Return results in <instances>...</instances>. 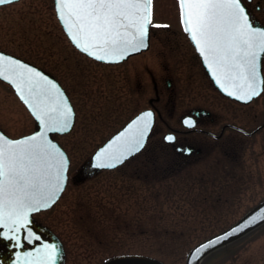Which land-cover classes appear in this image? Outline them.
<instances>
[{
    "label": "rangeland",
    "instance_id": "rangeland-1",
    "mask_svg": "<svg viewBox=\"0 0 264 264\" xmlns=\"http://www.w3.org/2000/svg\"><path fill=\"white\" fill-rule=\"evenodd\" d=\"M250 7L264 26V0H251ZM152 25L167 27L151 26V47L140 54L147 66L145 106L153 97L151 76L164 104L169 106L166 78L171 79L177 104L200 101L204 83L180 47L185 37L179 33L177 0H153ZM0 46L60 81L63 76L74 99L73 129L54 136L70 159L66 187L50 209L33 215L62 242L64 264H106L121 255H140L147 264H184L189 247L264 199V127L250 138L236 137L226 153L223 146L214 147L211 156L204 149L197 161L175 169H166L169 159L162 158L161 169L146 165L138 175L122 168L90 175L86 166L92 151L137 111V104L131 103L121 117L115 112L122 89L117 68L97 66L73 48L57 22L52 0H19L1 7ZM138 59L130 62L137 64ZM240 111V126L247 131L263 124L264 91ZM170 117L175 118L164 114L172 124ZM34 127L12 90L0 81L1 130L17 137ZM228 136L232 142L234 136ZM238 240L201 264H264V224Z\"/></svg>",
    "mask_w": 264,
    "mask_h": 264
},
{
    "label": "snow or ice",
    "instance_id": "snow-or-ice-1",
    "mask_svg": "<svg viewBox=\"0 0 264 264\" xmlns=\"http://www.w3.org/2000/svg\"><path fill=\"white\" fill-rule=\"evenodd\" d=\"M15 0H0V5ZM59 20L73 44L97 61L117 63L148 47L153 0H54ZM180 19L216 83L228 96L249 102L264 88L259 62L264 55V27L253 25L242 0H179ZM0 79L8 81L27 106L39 130L14 140L0 132V232L20 245L18 233L28 228L31 213L49 208L64 190L68 159L49 139V133L68 132L73 108L59 85L46 74L0 53ZM145 111L101 148L93 167L115 168L140 152L152 126ZM185 126L195 127L192 119ZM174 142L173 135L165 137ZM264 216H251L222 236L194 249L202 254L218 243L251 227ZM39 236L29 229V243ZM55 245H43L27 264H56Z\"/></svg>",
    "mask_w": 264,
    "mask_h": 264
},
{
    "label": "flooded vegetation",
    "instance_id": "flooded-vegetation-1",
    "mask_svg": "<svg viewBox=\"0 0 264 264\" xmlns=\"http://www.w3.org/2000/svg\"><path fill=\"white\" fill-rule=\"evenodd\" d=\"M242 1L247 8V12L252 22H261V20H257V18L254 17L253 10L250 7L251 0ZM1 7L3 6H0V8ZM255 8L257 10L259 6L256 5ZM180 31L179 33H182L185 37V39H182L180 46L182 49L184 48V51L186 52L185 60L190 59L192 62L191 66L195 69L196 73L201 76L202 83H204L203 90L205 94V96H203L200 101L196 102L192 100L184 105L176 103L174 97V90L171 87L172 82L170 78H166L165 80V88L167 90L166 96L169 106L167 105V102L166 104H164L161 89H159L160 87L158 86L157 82L154 81L153 77L151 76L150 81L152 82L153 97L148 99V105L145 106L144 101L147 66L144 56H140V54L142 53L131 56L126 61L117 64H105L97 62L80 54L82 57L88 59L89 61L96 63L97 66L102 65L117 68L116 77L117 79L121 80L122 87L121 92L119 93L120 98L118 100L117 109L115 110V112L118 114V117L124 115L123 111L125 112L126 109L129 108V105L131 103L137 104V111L133 115H136L145 109H151L154 114L153 126L150 130L147 141L144 147L140 150V152L129 157L123 164L116 167L115 169L102 171L100 170L101 172H109L115 170L117 171L122 168L127 173H133L135 175H138L145 172L146 165L153 164L154 169H161L162 158L169 159V161L167 160L168 163L167 161H165V164H168V166L165 167L166 169H175L180 165H185L197 161L202 154L206 153L204 152V149L209 150L208 156H211V151H213L214 147L223 146L224 152L226 153L228 151L227 149L234 148V142L236 140V137L243 136L246 138H250L259 129L264 127V122L263 124L257 126L251 131H247V129L240 126V108L250 105L254 100L247 104H242L235 100L229 99L219 93V91L213 87L211 81L209 80L207 73L202 67L200 59L188 36L183 33L181 28ZM150 47L151 44L149 40V48L147 49V51L150 49ZM0 51L13 55L23 61L35 65L28 58L11 52L1 46ZM131 58H139L137 60L138 63L135 64V61L130 62ZM263 67L264 56L262 59V71ZM41 69L56 78L52 73H50L46 69ZM107 74H110L112 77H114L111 72H108ZM57 80L61 84V87L67 93L73 105V108L75 110L76 122L77 110L74 104V99L71 95V90L69 86L65 83L63 76H61V81L59 79ZM140 103H142V106L139 105ZM166 105L168 107H166ZM178 110L179 112H177ZM164 114L175 117L174 119L170 117L172 124L168 123V121L164 118ZM185 119H192L195 122V127L190 128L185 126L183 122ZM31 120L34 124V120L32 117ZM230 134L234 136L232 142H228L227 139L229 138L228 135ZM167 135H173L175 137L174 142H167L165 140V137ZM147 151H149V155H147ZM152 158L154 161H149V159ZM97 172L99 171H90L88 173L91 175ZM24 246L26 247L27 244H25ZM0 251L5 252L6 250L5 248L0 247Z\"/></svg>",
    "mask_w": 264,
    "mask_h": 264
},
{
    "label": "water",
    "instance_id": "water-1",
    "mask_svg": "<svg viewBox=\"0 0 264 264\" xmlns=\"http://www.w3.org/2000/svg\"><path fill=\"white\" fill-rule=\"evenodd\" d=\"M15 1H19V0H15ZM178 2H179V0H178ZM53 3H54V10H55V15H56V17H57V20H58V22H59V24L61 25V27H62V29H63V31L65 32V34H66V36H67V38H68V40L71 42V44L77 49V50H79L74 44H73V42L71 41V39L69 38V36H68V34H67V32H66V30H65V28H64V26H63V24L61 23V21L59 20V18H58V15H57V12H56V5H55V2H54V0H53ZM244 6V5H243ZM179 9H180V7H179ZM246 9V8H245ZM247 12V11H246ZM180 21H181V19H180ZM182 25V24H181ZM256 27H261V26H256ZM182 28H183V26H182ZM183 31H184V29H183ZM185 32V31H184ZM186 33V32H185ZM188 37H189V35H188ZM189 39H190V37H189ZM191 40V39H190ZM193 43V42H192ZM148 44H149V33H148ZM193 45H194V43H193ZM194 47H195V45H194ZM148 48V47H147ZM147 48H145V49H142L141 51H139V52H135V53H132L131 55H129L128 57H130V56H132V55H135V54H138V53H140V52H142V51H145ZM196 49V48H195ZM80 51V50H79ZM197 51V50H196ZM81 52V51H80ZM0 53H2V52H0ZM83 53V52H82ZM197 53H198V51H197ZM2 54H4V55H6V56H10V55H7V54H5V53H2ZM84 54V53H83ZM86 55V54H85ZM198 55H199V58H200V60H201V63H202V65H203V67L205 68V70H206V72H207V74H208V76H209V79L211 80V82L213 83V85H214V87L221 93V94H223V95H225V96H227V97H229V98H231V99H234V100H237V101H239V102H242V103H247V102H244V101H242V100H238V99H236V98H234V97H232V96H228L227 95V93L224 91V90H222L220 87H219V85L216 83V81H215V79H214V77H213V75H212V73H211V71L209 70V68L207 67V65L204 63V61H203V58L200 56V54L198 53ZM87 56V55H86ZM10 57H13V56H10ZM89 57V56H88ZM127 57V58H128ZM13 58H15V57H13ZM90 58H92V57H90ZM126 58V59H127ZM261 58H262V56H261ZM16 59H18V58H16ZM93 59V58H92ZM125 59V60H126ZM18 60H20V59H18ZM95 60V59H94ZM20 61H22V60H20ZM122 61H124V60H122ZM122 61H120V62H122ZM23 62V61H22ZM100 62H102V61H100ZM25 63V62H24ZM104 63H108V62H104ZM117 63H119V62H117ZM28 64V63H27ZM28 65H30V66H33V65H31V64H28ZM33 67H35V66H33ZM258 67H259V72H260V78L263 80V76H262V72H261V59H260V62H259V65H258ZM37 70H39V71H41L42 73H44V74H46L45 72H43L42 70H40L39 68H37V67H35ZM50 79H52L54 82H56L57 84H58V82L54 79V78H52L51 76H49L48 74H46ZM0 80H2V79H0ZM2 81H4V80H2ZM4 82H6V83H8L11 87H12V89L14 90V92H15V94L17 95V93H16V91H15V89H14V87L8 82V81H4ZM59 85V84H58ZM263 85H261V87H262ZM59 87L61 88V86L59 85ZM62 89V88H61ZM62 91L64 92V90L62 89ZM65 93V92H64ZM66 94V93H65ZM18 96V95H17ZM66 97H67V95H66ZM18 98H19V96H18ZM19 100H20V98H19ZM21 101V100H20ZM22 102V101H21ZM23 103V102H22ZM24 104V103H23ZM24 106L27 108V106L24 104ZM27 110L29 111V109L27 108ZM145 111H151V110H144V111H142V112H140L139 114H137V115H135L133 118H131L126 124H124L117 132H115L112 136H110L92 155H91V157H90V159H89V163H88V167H89V169L90 170H101V169H112V168H95V167H93V164H94V157H95V155H96V153L101 149V148H103L105 145H107L114 137H116L118 134H120L121 132H123L126 128H127V126L133 121V120H135L137 117H139L142 113H144ZM30 112V111H29ZM152 113H153V111H151ZM73 113H74V111H73ZM30 114H31V112H30ZM32 115V114H31ZM34 118V117H33ZM35 120V119H34ZM153 121H154V114H153V117H152V125H153ZM35 123H36V129L32 132V133H30V134H28V135H25V136H23V137H19V138H16V139H14V140H18V139H22V138H24V137H27V136H30V135H32L34 132H36V131H38L39 130V125H38V123H37V121L35 120ZM73 124H74V116H73V120H72V126H73ZM152 127V126H151ZM71 129H72V127H71ZM70 129V130H71ZM69 130V131H70ZM151 130V129H150ZM68 131V132H69ZM0 132H2L1 130H0ZM68 132H64V133H58V134H65V133H68ZM150 132V131H149ZM4 134V133H3ZM52 134H54V133H49V139H51L52 140V142L53 143H55L64 153H65V155H66V157H67V159H68V161H69V158H68V156H67V153L65 152V150L52 138ZM148 135H149V133H148ZM7 137V136H6ZM148 137V136H147ZM147 137H146V140H147ZM7 138H9V137H7ZM9 139H11V138H9ZM146 140H145V142H146ZM121 165V164H120ZM68 166H69V163H68ZM117 166H119V165H117ZM116 166V167H117ZM67 170H68V167H67ZM66 180H65V184H64V189H65V186H66V183H67V171H66ZM64 191V190H63ZM62 191V192H63ZM62 192L59 194V197H60V195L62 194ZM59 197H58V199H59ZM57 199V200H58ZM56 200V201H57ZM55 201V202H56ZM54 204V203H53ZM52 204V205H53ZM51 205V206H52ZM50 206V207H51ZM49 207V208H50ZM49 208H47V209H49ZM47 209H42L41 211H43V210H47ZM34 213H36V212H34ZM32 214L33 213H31L30 214V216H29V219H30V221H31V223L28 225V228H22L21 229V231L18 233V235H19V237H20V245L21 246H17L16 245V242L14 241V240H9V239H4L2 236H0V247H3V248H5V252H2V251H0V264H27V261L28 260H33V259H35V257L37 256V250L38 249H41L42 250V248H43V245H45V244H48V245H55L56 246V248H57V258H56V264H64V250H63V247H62V244L60 243V241L58 240V238L50 231V230H48L47 228H44V227H41V226H39L38 224H36L34 221H33V219H32ZM253 215H256L257 217H260V216H264V200L263 201H261L260 203H258L257 205H255L253 208H251L249 211H247L244 215H242L239 219H237L233 224H231L229 227H227L226 229H224V230H222V231H220V232H218V233H215V234H213V235H211V236H209V237H207L206 239H204V240H202V241H200V242H198L195 246H193L188 252H187V254H186V257H185V263L184 264H201V262H202V260L207 256V255H209L210 253H212V252H214V251H216V250H218V249H220V248H222V247H224V246H226V245H228V244H230L231 242H233V241H235V240H237L238 238H241L242 236H244V235H246V234H248L249 232H251V231H253L254 229H256L257 227H259V226H261L262 224H264V220H260V221H258L257 223H255V224H253L251 227H249V228H247V229H245V231H243V232H241V233H239V234H237V235H234V236H231V237H229L228 239H226V240H223L222 242H220V243H218L215 247H212V248H209L207 251H205L204 253H202V254H197V256H193V252H194V249H196L197 247H199L201 244H203V243H205L206 241H208V240H210V239H213V238H215V237H217V236H222V235H224L225 233H227L229 230H231V229H233V228H235L237 225H239V224H241L242 222H245L248 218H250L251 216H253ZM31 230V232L34 234V236H39L40 237V239L39 240H36V239H34V237H33V239H32V242L31 243H29L28 242V240L27 239H25V236L27 235V232H28V230ZM7 230L6 229H0V232H6ZM42 235H44V236H42ZM37 241V242H36ZM27 243V244H29L30 246L28 247V248H23V243ZM112 263H115V261H112V262H110V263H108V264H112ZM130 264H147V261H145V258H139L138 260H131L130 261Z\"/></svg>",
    "mask_w": 264,
    "mask_h": 264
},
{
    "label": "trees",
    "instance_id": "trees-1",
    "mask_svg": "<svg viewBox=\"0 0 264 264\" xmlns=\"http://www.w3.org/2000/svg\"><path fill=\"white\" fill-rule=\"evenodd\" d=\"M203 239H204V238H203ZM200 240H202V239H200ZM200 240H199V241H200ZM199 241H198V242H199ZM238 241H240V240H237V241H235V242L229 244L228 246H226V247H224V248H221V249H219V250L213 252L212 254H214V253H216V252H218V253H222V252H223V253H224L227 249H229L230 247H232V246H233L235 243H237ZM196 243H197V242H196ZM196 243H195V244H196ZM195 244H193V245H195ZM193 245H192V246H193ZM192 246H191V247H192ZM191 247H189L188 250H189ZM212 254H210L208 257H210ZM208 257H206L205 260L208 259ZM129 260L131 261L132 259H129Z\"/></svg>",
    "mask_w": 264,
    "mask_h": 264
}]
</instances>
